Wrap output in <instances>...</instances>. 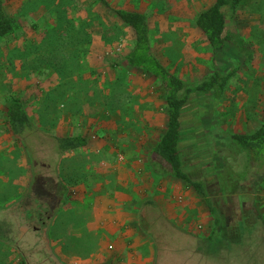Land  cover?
Returning a JSON list of instances; mask_svg holds the SVG:
<instances>
[{
	"label": "rangeland",
	"instance_id": "374dc122",
	"mask_svg": "<svg viewBox=\"0 0 264 264\" xmlns=\"http://www.w3.org/2000/svg\"><path fill=\"white\" fill-rule=\"evenodd\" d=\"M214 1L109 0L112 7L147 15L153 53L187 84L234 70L223 90L195 93L181 118L182 152L193 176L206 185L204 198L168 164L155 161L152 148L166 127V101L157 79L128 64L130 27L96 0H5L21 27L0 37V264H42V256H54L52 248L64 264H150L151 251L138 248L147 236L141 230L131 234L130 226L117 228L119 222L128 225L121 219L124 204L106 209L100 199L148 181L149 195L167 204L165 211L184 215V226L201 234L198 243L210 245L211 264H264V162L231 137L264 121V0H244L229 22L238 44L228 42L217 53L195 24ZM14 97L35 127L22 136L6 124ZM66 134L87 136L92 149L56 155L55 136ZM29 153L45 172L60 157L58 172L67 189L43 243L37 235L30 242L24 230L18 239L9 216L17 209L6 207L18 196V185L31 180ZM36 193L44 207L58 194ZM235 205L241 208L231 216L232 226L220 224L218 209ZM33 212L38 210L25 215ZM90 222L95 231L86 230Z\"/></svg>",
	"mask_w": 264,
	"mask_h": 264
},
{
	"label": "trees",
	"instance_id": "16d2710c",
	"mask_svg": "<svg viewBox=\"0 0 264 264\" xmlns=\"http://www.w3.org/2000/svg\"><path fill=\"white\" fill-rule=\"evenodd\" d=\"M96 1L110 9L122 24L132 29L134 48L127 55L128 64L152 75L162 86L167 108V122L163 134L152 148L155 161L168 164L175 177L184 180L204 198H207L208 191L205 183L193 176L194 173L188 168V159L182 152L181 118L185 106L189 104L195 93L223 90L234 70L224 74L214 71L198 84H187L178 75L169 71L154 55L149 35V21L145 13L134 9L112 7L109 0ZM243 2L244 0H215L196 15L195 24L203 32L215 53L220 52L228 42L238 44V39L233 38L230 31L234 26L229 22L236 16ZM20 27L18 20L7 12L5 0H0V37L14 34ZM7 116L9 126L15 133L31 125L24 103L17 97L10 100ZM231 137L236 143L251 151L257 159L264 162V121L252 132L234 133ZM58 142L61 149L67 150L86 145L88 139L84 135H68L60 137ZM218 220H216L217 224Z\"/></svg>",
	"mask_w": 264,
	"mask_h": 264
},
{
	"label": "crops",
	"instance_id": "0c3cea01",
	"mask_svg": "<svg viewBox=\"0 0 264 264\" xmlns=\"http://www.w3.org/2000/svg\"><path fill=\"white\" fill-rule=\"evenodd\" d=\"M6 116H7V112H6ZM6 124L11 129L8 123V116L6 117ZM33 129H35V127L32 125L31 122L30 126H26L19 133H15L12 130L11 131L14 134L22 136L25 135L26 132H28V130H33ZM77 135H83V134H77ZM63 136H68V134L61 135L60 137ZM60 137L55 136L57 140L56 151H55L56 155L58 153H61L63 155L64 151L66 152L69 150H73V149H67V150L61 149L59 147V142H58V139ZM87 139H88V143L78 148H83L86 150L92 149L89 147L90 140L88 137ZM27 147H28V143H27ZM29 155H30V159L33 161L32 155L30 153ZM59 162H60V157L59 158L56 157L55 159H53V162L52 161L50 162L52 164V170L49 172H45L46 169L39 167L38 164H35L34 166V161H33V165H31V180H29V182L27 183L22 182L21 184H23V186H21L20 184L18 185L16 190L18 196H15L11 200H9L6 206L8 210L17 209V211H22V212L31 209L32 207L30 206L25 207L22 204H24L26 200L32 199L34 197L32 188L34 182L36 181V178L39 177L40 175L45 177H52L59 184L60 187H63L64 192H63V200L61 204L53 213L51 212V217L48 219L46 223L47 226V231L45 233L46 235L50 230L52 223L55 220L59 210L63 208V204L66 202L65 197L67 194V189L65 188L62 182V178L60 177L58 172ZM148 182H144L140 185L136 184L133 187L129 186L130 188L129 192L124 187H119V190L115 188V190L109 193V195L105 194L104 197L101 196L100 199H102L103 201L102 203L106 205L105 206L106 209L111 208L112 205H114V203L116 204L117 202L119 204L120 203L124 204V205L122 204L124 206V209L121 208L123 209L121 210V215L123 216L121 219L125 220V222H127L128 225L122 227L123 222H119L117 228H119L120 226V231H126L127 226H130L131 234H135L136 231L141 230L143 234L147 236V239H149V241L147 240L145 244H141V245L137 243V245H140L138 248L141 247V250H146L147 252L151 251L152 258L150 264H211V262H214L212 253H209L210 245L207 243L205 244H202L201 242L198 243V241H202L201 234H197L196 229L194 228L191 229L190 227L187 228V226H184L186 225V221L183 220L184 215L181 219V216L179 218L178 213L174 214L171 213L170 211H165L164 208L165 205L167 204L165 205L163 203L160 204L156 200H154L151 195H149L148 189L150 188V185ZM123 191L128 193H124ZM138 194L140 195L139 199H137ZM43 204L45 203L41 202L42 205L41 210L45 209V211H47L49 204L47 203L48 207H44ZM24 218L26 217L24 216ZM92 223L93 222L86 224V230L90 232L95 231L93 228L96 229L97 227L92 226ZM134 224L136 225L133 226ZM182 225L184 227H182ZM102 227H104V225H102ZM51 250L52 252H54V255H56L58 258L64 261V259L53 248ZM225 254L226 253L221 254V257L219 259L218 258L215 259L216 260L215 262L224 259ZM102 264H112V263L107 261ZM217 264H224V263L219 262Z\"/></svg>",
	"mask_w": 264,
	"mask_h": 264
},
{
	"label": "flooded vegetation",
	"instance_id": "af4514ba",
	"mask_svg": "<svg viewBox=\"0 0 264 264\" xmlns=\"http://www.w3.org/2000/svg\"><path fill=\"white\" fill-rule=\"evenodd\" d=\"M46 190L47 192H58V194L56 195V201L54 202V204L51 206L50 202H49V208L47 211L42 212V210H40V206L38 205V203L43 202L44 199L43 197L36 193L38 190ZM32 191L34 193V197L32 199L26 200V202L24 204H22L23 206H27V207H32L35 210L37 209L38 212H33L29 215H25V212L22 211H16V213H11L9 214V216L11 217L10 219H12L13 224L16 226V229L18 230V234L17 237L18 239L21 237V233L19 232V230L21 231H25L28 233V239L31 240L30 242H34L36 240V237L34 235L37 236H41L39 241L41 243L46 242V231H47V226L46 223L48 221V219L51 217V214H48L49 211L51 210V212L53 213L61 204L62 200H63V187H60L59 184L52 178V177H45V176H39L36 178V181L33 184V188ZM49 194V193H48ZM55 196V194H54ZM37 206V207H36ZM54 206V207H53ZM39 207V208H38ZM52 207V208H51ZM241 207L238 205H235L233 208H230L229 210H222V209H218L221 213L223 212V221L220 222L221 220L218 221V224L220 222V224H225L226 226H232L233 222H231L232 218L231 216H233L235 213V209L239 210ZM14 216V219H13ZM24 216L26 218H24ZM16 217V218H15ZM14 220V221H13ZM225 226V230L226 227ZM221 228V227H220ZM31 231V232H30ZM32 234V236H31ZM31 236V238L29 237ZM26 241V239H25ZM38 242V243H40ZM19 243V241H18ZM18 251H20V249H18ZM53 253H50L49 256L50 257H45L42 256L41 263L42 264H50V258H53L55 263L58 264H64L65 262H63V260H61L60 258H58L56 255H52ZM59 259V260H57ZM29 264V261H28Z\"/></svg>",
	"mask_w": 264,
	"mask_h": 264
}]
</instances>
